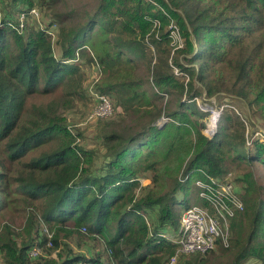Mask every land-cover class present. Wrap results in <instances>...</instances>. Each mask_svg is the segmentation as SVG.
Here are the masks:
<instances>
[{
    "label": "trees",
    "instance_id": "trees-1",
    "mask_svg": "<svg viewBox=\"0 0 264 264\" xmlns=\"http://www.w3.org/2000/svg\"><path fill=\"white\" fill-rule=\"evenodd\" d=\"M23 3L20 13L34 6L32 0ZM10 12H0V215L24 203L27 230L43 220L54 228V248L61 237L78 234L102 244L103 251L91 258L58 254L35 261L31 245L17 244L5 224L0 248L8 264H167L177 245L162 233L178 228L177 197L184 198V209L208 207L196 182L225 179L227 160L248 166L239 178L242 193L236 185L245 208L231 218L232 244L230 238L224 248L234 255L230 264H264V181L257 169L264 166V136L255 135L264 130L251 123L247 134L239 115L237 137L229 133L234 117L223 110L210 136L205 130L211 112L197 104L229 88L254 108L264 126L259 119H264V0H99L82 22L57 28L55 36L27 23L22 29ZM170 24L183 43L174 52ZM83 54L100 67L99 90L118 94L137 122L146 121L135 132L107 136V159L99 173L83 166L74 135L56 123L57 107L37 101L78 92L75 76ZM161 116L168 120L158 123ZM54 139L52 151L29 157ZM84 154L91 164V155ZM11 161L18 162L16 168H8ZM187 175L182 182L180 176ZM143 176L152 185L138 199ZM195 193L197 202L190 204ZM157 207L151 226L145 212Z\"/></svg>",
    "mask_w": 264,
    "mask_h": 264
},
{
    "label": "rangeland",
    "instance_id": "rangeland-1",
    "mask_svg": "<svg viewBox=\"0 0 264 264\" xmlns=\"http://www.w3.org/2000/svg\"><path fill=\"white\" fill-rule=\"evenodd\" d=\"M24 0H20L19 7L14 4V0H0V12L2 15L6 16V9L11 10L10 14L13 15L17 20H25L26 18L22 17V14L19 9H25L26 5L23 3ZM34 3L33 8L36 9V13L28 17L26 21V26H34L36 28H44L48 29L49 34L52 32L55 36L57 32V28L62 30L63 28H70L78 25L83 21L86 17V13L93 12L99 0H32ZM30 10V9H29ZM53 25H52V24ZM25 24V22H24ZM156 24L157 21H156ZM172 24L169 25V29H171ZM163 31V30H162ZM180 34V33H179ZM179 34H171V47H173V52L176 48L179 47L180 43L183 45L182 40L180 41ZM55 39V37H54ZM55 45V54L57 56L60 55L57 41L54 42ZM79 57V56H78ZM79 63H81L80 72L75 76V81L79 87V90L76 88L75 84L73 85L78 92L74 93L69 97H62V92L52 94L47 98H39L38 102H41L43 105L54 104L57 107L58 112L54 115L56 118V123H64L69 131L74 135L73 146L78 147L80 150V155L84 159L83 166L86 168L91 167V170L94 172H100V168L103 166L104 162L107 159V149L109 147L107 136L111 132L124 133L125 131L135 132L136 130L142 129L144 124H141L135 120L136 112L132 110V108H126L125 104L121 103L118 100V94L107 93L111 98L113 104V111L107 117H95L93 116V111L95 106L98 104L96 101L94 93H104L100 91L99 88V78H100V67L97 63L91 61L89 55L83 54L80 56ZM99 79V80H98ZM97 86V88H96ZM100 89V90H99ZM211 102H208L207 99L200 98L198 99L197 104L200 105L204 110L211 112V118L213 116V111H221L225 110L230 116L234 119L230 121L231 130L229 133L240 137L242 134V130L240 126L236 124L237 117L241 115L244 119V123L247 122L246 133H251L253 130L252 124H258L257 128L260 130H264V126L259 122L256 118V111L250 109L246 103L237 97L234 92L228 88V90H221V92L213 96L209 99ZM166 98L163 103H165ZM50 102V103H48ZM48 103V104H44ZM206 104V105H205ZM128 105V103H126ZM219 117V115H218ZM217 117V118H218ZM63 120H62V119ZM165 116H161L160 119L157 120L158 123L163 121ZM240 119V118H239ZM261 121H264L259 116ZM242 120V119H240ZM217 121V120H216ZM208 135H212V132H206ZM260 131H258L255 135L261 136ZM262 137V136H261ZM58 144L57 139L50 141L45 144L41 150L33 152L30 156L37 155L42 151H52L55 146ZM88 153L91 155V164L86 163L85 154ZM231 159V157H228ZM7 161V158H6ZM18 162H6L8 168H10V164L16 168V164ZM227 170L229 171L226 177L231 179L235 185L240 188L243 187V183L239 178L242 175L244 167L248 165L244 162L238 161H228L227 160ZM246 165V166H245ZM258 173L261 175V180L264 181V166L258 165ZM185 176H180V180L183 181ZM225 177V179H226ZM188 179V178H187ZM152 185V179L149 176L141 177V185L136 189V198H140L146 196L149 193L150 186ZM195 191V189H194ZM242 193V189H240ZM194 195V196H193ZM190 197V204L196 203L197 194H193ZM178 204L177 208L180 210L181 214L184 210L183 205H185L184 198L179 195L177 197ZM201 202V201H200ZM24 203L21 204V207L14 209L12 206H8L6 208L5 215H0V236L4 231V225L8 224L12 230V237L17 242V244H22L24 242L30 244L31 246L35 243H40L42 247V255L39 257H35V261L43 259V257L49 258H57L58 254H61L63 258L66 256H74L76 254L85 255L89 258L97 256L99 253L103 251L102 244L97 245L93 239H88L86 237L80 238L78 234L74 236L61 237L60 242L61 245L58 248H54V245L50 246L44 243V236L49 233L54 234V228L52 226H48L44 223L43 220L38 219L35 225V228L30 231L27 230V224L29 222V210L24 209ZM33 207H30L32 209ZM157 208L153 210H149V212H145L146 220L149 222V225L152 226V222L155 220L156 215L158 214ZM182 215L180 216V219ZM70 225V224H68ZM165 237L170 239L175 237V231L169 229L168 231H164ZM233 229L230 223L229 236L233 238ZM32 236V239H31ZM230 238H228L227 242L224 243L222 241V245H217L216 249L212 253H208L207 255H186L178 258L176 264H199V260H206L205 264H230L233 261V253L230 254V251L227 254V249L225 247L230 246ZM231 249V248H230ZM105 259V258H104ZM106 260V259H105ZM203 263V262H202ZM0 264H8L5 261L4 251L0 248ZM248 264H257L254 260L248 261Z\"/></svg>",
    "mask_w": 264,
    "mask_h": 264
},
{
    "label": "built area",
    "instance_id": "built-area-1",
    "mask_svg": "<svg viewBox=\"0 0 264 264\" xmlns=\"http://www.w3.org/2000/svg\"><path fill=\"white\" fill-rule=\"evenodd\" d=\"M35 8L22 12V17L26 18L24 21L19 20L21 28L24 27V22L28 20L34 13ZM171 34H179V30L175 25H172ZM180 35V34H179ZM181 41V37H180ZM179 46H182L180 43ZM98 104L95 106L93 116L107 117L113 111V104L111 98L107 93H94ZM221 111H213V116L220 115ZM212 116V118H213ZM218 117V116H217ZM168 118H163L160 124L166 122ZM213 127L208 125L206 132L212 131ZM260 135L264 136V131H260ZM189 176H185L182 182H185ZM196 185L202 188L200 196L208 201L209 206L204 207L199 204H192L182 212V218L175 231V237L168 239L177 245L176 252L172 255L167 264H176L181 256L186 255H205L214 251L218 245V241L227 242L229 236V229L231 218H233L238 211L245 208L244 201L241 199L236 185L231 179H214L210 182H203L198 180ZM86 231V228H83ZM164 236L165 233H162ZM165 237V236H164ZM47 245L53 244V234H47L45 240ZM45 243V242H44ZM29 255L32 258L42 255V247L40 244H33L29 250ZM77 264H93L90 261H80Z\"/></svg>",
    "mask_w": 264,
    "mask_h": 264
},
{
    "label": "water",
    "instance_id": "water-1",
    "mask_svg": "<svg viewBox=\"0 0 264 264\" xmlns=\"http://www.w3.org/2000/svg\"><path fill=\"white\" fill-rule=\"evenodd\" d=\"M217 116H218V114L214 115L213 117H215L216 120H217ZM216 129H217V121H215V125H214V127L212 128V131H213V130L215 131ZM212 131H210V132H212Z\"/></svg>",
    "mask_w": 264,
    "mask_h": 264
},
{
    "label": "bare ground",
    "instance_id": "bare-ground-1",
    "mask_svg": "<svg viewBox=\"0 0 264 264\" xmlns=\"http://www.w3.org/2000/svg\"><path fill=\"white\" fill-rule=\"evenodd\" d=\"M215 121H216V118L213 117L212 120H211V122L209 123L210 124V127H214Z\"/></svg>",
    "mask_w": 264,
    "mask_h": 264
}]
</instances>
